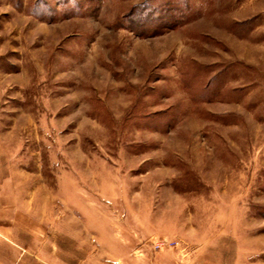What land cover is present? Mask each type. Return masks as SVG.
<instances>
[{"label": "rangeland", "instance_id": "374dc122", "mask_svg": "<svg viewBox=\"0 0 264 264\" xmlns=\"http://www.w3.org/2000/svg\"><path fill=\"white\" fill-rule=\"evenodd\" d=\"M0 264H264V0H0Z\"/></svg>", "mask_w": 264, "mask_h": 264}]
</instances>
